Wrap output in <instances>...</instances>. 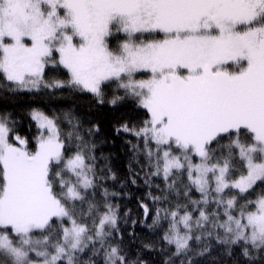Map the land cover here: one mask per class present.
Segmentation results:
<instances>
[{
	"label": "snow or ice",
	"instance_id": "obj_1",
	"mask_svg": "<svg viewBox=\"0 0 264 264\" xmlns=\"http://www.w3.org/2000/svg\"><path fill=\"white\" fill-rule=\"evenodd\" d=\"M0 76L14 92L133 100L146 118L116 132L141 141L132 147L148 157L145 183L165 184L149 193L172 205L152 221L170 219L163 239L175 251L165 264H196L190 254L210 253L213 241L219 264H264V191L255 194L264 184V0H0ZM29 115L33 137L0 113V264H149L114 243L119 217L108 199L118 193L102 182L117 176L98 167L79 123L69 119L65 133L58 117Z\"/></svg>",
	"mask_w": 264,
	"mask_h": 264
},
{
	"label": "trees",
	"instance_id": "obj_2",
	"mask_svg": "<svg viewBox=\"0 0 264 264\" xmlns=\"http://www.w3.org/2000/svg\"><path fill=\"white\" fill-rule=\"evenodd\" d=\"M56 75L60 79H67L66 73L61 72ZM12 87L11 83L0 76V113L11 114L17 122L16 131L21 135L33 137L38 133L36 121L29 115L32 109H39L49 116L58 117L60 127L65 133L74 131L72 124L68 123L69 119L73 124L79 123L78 134L88 141L89 146L95 145L93 154L97 157L98 167L105 170L110 168L117 176L116 180L106 179L102 182V186L108 188L110 193H118L108 199V203L117 206L115 210L119 217V232L114 234V243L119 244L131 260L140 256L148 260L149 264H165L169 253L175 251V246L163 239L168 231L170 219H164L162 213L158 224H153L152 221L155 218V209L170 208L172 205L153 202L149 195L151 193L152 196H159L165 184L160 177L150 178L152 185H159V189L145 183L147 178L145 174L150 171L148 157L142 147L139 151L132 147L133 144H140L141 141L131 133L116 132L121 122H127L130 126H141L139 121L146 118L145 111L138 108L131 99H125L116 107L107 104L97 106L91 94L74 89L14 92L10 90ZM111 94L110 91L109 98ZM117 94L123 95V90ZM94 124L101 130L99 133L89 135L87 130ZM66 143L74 152L79 141L73 137ZM133 179L135 183L131 182ZM261 191H264V184L258 183L255 194L259 195ZM189 194L194 200L200 198L198 192L191 191ZM249 198L254 199L255 195ZM182 199V197L176 198V200ZM169 200L173 198L170 196ZM142 203L147 204L150 209L147 218L143 214ZM145 244H151L153 248L145 249ZM190 244L197 252L202 246V242L195 240ZM190 258L196 264H219L222 258L221 246L213 241L210 253L204 256L190 254ZM93 259L97 261V264H103L102 256L93 257ZM174 259L181 260L184 257H174ZM223 259L227 261L229 258L223 257Z\"/></svg>",
	"mask_w": 264,
	"mask_h": 264
},
{
	"label": "rangeland",
	"instance_id": "obj_3",
	"mask_svg": "<svg viewBox=\"0 0 264 264\" xmlns=\"http://www.w3.org/2000/svg\"><path fill=\"white\" fill-rule=\"evenodd\" d=\"M137 78L139 79V78H146V77H144V76H141V75H138V77H137ZM9 83H10V82H9ZM184 183H185V184H187L186 177L184 178ZM258 183H260V182H257V184H258ZM192 191H195V189H192ZM195 192H197V191H195ZM198 193H199V192H198ZM199 194H200V193H199ZM199 199H200V198H199ZM193 215L195 216V215H196V213H195V212H193ZM195 235H201V233L197 231V232H194V236H195ZM190 242H191V241H190ZM173 246H174V245H173Z\"/></svg>",
	"mask_w": 264,
	"mask_h": 264
}]
</instances>
